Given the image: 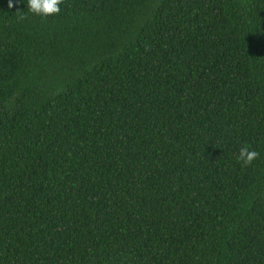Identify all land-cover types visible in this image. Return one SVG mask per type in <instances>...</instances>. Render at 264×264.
I'll use <instances>...</instances> for the list:
<instances>
[{
  "label": "trees",
  "instance_id": "trees-1",
  "mask_svg": "<svg viewBox=\"0 0 264 264\" xmlns=\"http://www.w3.org/2000/svg\"><path fill=\"white\" fill-rule=\"evenodd\" d=\"M9 2L0 264H264V0Z\"/></svg>",
  "mask_w": 264,
  "mask_h": 264
},
{
  "label": "clouds",
  "instance_id": "clouds-1",
  "mask_svg": "<svg viewBox=\"0 0 264 264\" xmlns=\"http://www.w3.org/2000/svg\"><path fill=\"white\" fill-rule=\"evenodd\" d=\"M62 0H27L28 11L34 15L48 17L60 12ZM9 7H12L11 0ZM259 153L251 150L247 145H242L239 149L237 160L241 166H247L257 159Z\"/></svg>",
  "mask_w": 264,
  "mask_h": 264
}]
</instances>
